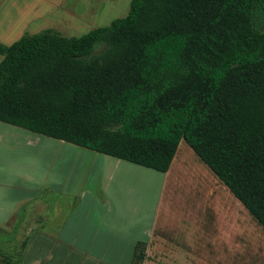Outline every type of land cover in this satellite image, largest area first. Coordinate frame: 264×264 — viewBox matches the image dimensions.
Listing matches in <instances>:
<instances>
[{"label":"trees","instance_id":"1","mask_svg":"<svg viewBox=\"0 0 264 264\" xmlns=\"http://www.w3.org/2000/svg\"><path fill=\"white\" fill-rule=\"evenodd\" d=\"M0 55V121L161 172L183 139L264 228V0H131ZM145 257L139 240L130 264Z\"/></svg>","mask_w":264,"mask_h":264},{"label":"crops","instance_id":"2","mask_svg":"<svg viewBox=\"0 0 264 264\" xmlns=\"http://www.w3.org/2000/svg\"><path fill=\"white\" fill-rule=\"evenodd\" d=\"M49 1L50 8L59 5L57 1ZM5 3L0 0V26L12 33L0 36V40L9 45L26 32L28 21L19 30H13L16 25L13 20L5 19V12L11 13L17 5L16 2L10 3L5 10ZM33 9L35 4H32ZM43 11H33L32 14L30 11L26 19L32 17L35 21L40 13L46 12ZM189 152L196 155L193 150ZM197 158L202 162L203 170L207 168L212 178L220 183L217 184L220 191L224 184ZM133 167L140 169L144 166L0 121V228L7 227L10 218L23 206L36 204L39 211H44L38 217L39 227L29 235L23 253L25 259L19 264H44L45 260L39 258L41 250L47 254L54 248L66 249L82 258L88 255L105 263L107 258L102 255V248L114 249L120 254L127 247L131 259L139 240L146 242V257L141 264H155L153 258L169 260L171 256L165 245L157 239L162 236L158 223L169 212L171 204L176 203L177 185L171 179L173 171L179 167L183 173L185 166L175 153L166 172L148 168L153 171H147L143 177H134L128 171ZM85 174L94 180L89 179L91 182L85 184ZM156 180L158 185H155ZM44 192L45 196L42 195ZM213 194L214 191H209L205 198ZM70 200L72 204L68 207ZM221 205L223 208L216 211L219 216L215 220L218 227L215 238L224 242V203ZM162 206H167L166 211ZM48 207L50 213H47ZM66 207L59 222L53 225L54 220H46L47 214H59ZM192 212L200 214L195 210ZM96 227L100 232L97 230V235H93ZM113 257L111 254L110 259ZM186 257L191 259L192 255Z\"/></svg>","mask_w":264,"mask_h":264},{"label":"rangeland","instance_id":"3","mask_svg":"<svg viewBox=\"0 0 264 264\" xmlns=\"http://www.w3.org/2000/svg\"><path fill=\"white\" fill-rule=\"evenodd\" d=\"M54 1H57L59 5L50 8L48 6L49 0H5V10L10 3L16 2L17 5V9L10 11L11 13L5 12V19L13 20L14 26L16 25L13 29L15 31L28 23L26 32L30 34L49 28L67 37L80 36L95 27L109 25L114 18L125 16L131 0ZM32 4H35L33 10ZM27 6L30 8L28 9ZM41 10L46 12L40 13L41 15L37 16V20L33 21L34 18L32 17L26 19L28 12L31 11L32 14L33 11L39 12ZM47 10L49 11L47 12ZM9 33L12 31H6L0 26V36H6ZM1 57L0 55V59ZM179 145L176 152L177 159L184 164L186 171L181 173L179 167L173 171L171 179L177 185L176 203L173 202L172 206L169 205V212L158 223L162 236H158L157 239L163 242L171 257L169 260L153 258L155 264H264V228L231 195L225 185L224 187L220 186V191L218 190L220 183L218 184L212 178L213 176L207 168H204L205 171L203 170L202 162L195 154L189 152L192 150L188 148L189 146L183 139ZM128 171L134 177H143L147 171L153 170L145 167H140V169L133 167ZM148 173L150 174V172ZM84 177L85 184L94 180L92 176L86 174ZM89 179L91 181H88ZM155 185H158L157 180ZM168 186L169 184L167 188ZM209 191H214V194L205 198ZM165 192L167 193V191ZM42 195L45 196V192ZM220 202L224 203V242L215 238L218 236L215 220L219 216L216 211L223 208ZM71 204L72 201L70 200L68 207H71ZM166 207L162 206L165 211ZM50 209L48 207L47 213H50ZM66 209L67 207L62 208L59 214H47L46 220L51 218L54 220L52 221L54 225L62 219V213ZM105 209H108V203ZM78 210L83 213L81 208ZM194 210L200 214L197 215L192 212ZM40 212L39 207L32 204L25 207L24 210L22 209L19 214L12 216L7 227L0 228L1 253L12 255L18 250L20 242L39 227ZM48 227L52 226L48 225ZM97 228L99 227H96L93 235H97ZM126 248L122 249L123 254L122 252L117 254V250L114 249L102 248V255L107 258L105 263L98 262L88 255L82 258L62 248L51 249L47 253L48 255L45 250H41L39 258L45 260L44 264H130L132 259L129 258L130 250L128 251ZM110 251L114 255L112 259H110ZM189 254L192 255L191 259H186ZM104 258L102 257V260Z\"/></svg>","mask_w":264,"mask_h":264}]
</instances>
